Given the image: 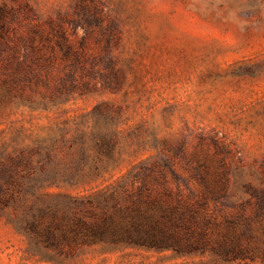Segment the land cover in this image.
<instances>
[{
    "label": "rangeland",
    "instance_id": "obj_1",
    "mask_svg": "<svg viewBox=\"0 0 264 264\" xmlns=\"http://www.w3.org/2000/svg\"><path fill=\"white\" fill-rule=\"evenodd\" d=\"M81 2L0 0L15 11L0 38V67L25 59L37 75L0 82V160L24 150L39 171L58 167L65 180L25 184L28 202L91 195L160 154L187 177V160L213 155L212 137L232 151L235 199L249 197L247 182L264 185V0H86L105 13L100 23L86 21ZM51 20L63 26L71 56ZM43 141L54 144L51 158L33 151ZM82 149L85 170L71 185L64 171ZM96 167V177L85 174ZM26 204L10 201L0 212V264H262L109 243L47 248L15 221Z\"/></svg>",
    "mask_w": 264,
    "mask_h": 264
},
{
    "label": "trees",
    "instance_id": "obj_2",
    "mask_svg": "<svg viewBox=\"0 0 264 264\" xmlns=\"http://www.w3.org/2000/svg\"><path fill=\"white\" fill-rule=\"evenodd\" d=\"M79 7L87 14L88 23H100L105 17L96 3L82 0ZM14 12L0 5V38L9 31ZM50 22L52 30L57 29V44L63 56H71L72 45L63 26L55 28L53 20ZM30 47L34 53V47ZM31 55L26 53L24 57L27 60ZM24 60L2 65L0 82H24L31 74L37 76L33 66ZM200 138L205 141L203 135ZM100 139L97 144L102 149L106 142ZM211 142L213 155L200 158L195 154L187 160V177L181 175L171 156L160 154L134 164L120 181L91 195L59 192L54 199L38 196L29 202L22 194L25 184L28 187L24 191H28L35 183H39L38 187L59 186L65 180L58 167L50 168L44 163L39 171L32 157L21 150L6 161L0 160V212L10 201L27 202L16 213L15 221L30 241L47 248L62 250L79 244L109 243L172 251L180 256H212L221 263L264 264V185L247 182L244 191L249 197L235 199L229 163L232 151L218 138L212 137ZM43 149L51 158L54 144L39 142L33 151L40 154ZM87 157L82 149L81 158L65 168L71 185L85 170ZM99 172L96 167L85 174L93 178ZM13 185L20 189L8 195Z\"/></svg>",
    "mask_w": 264,
    "mask_h": 264
}]
</instances>
